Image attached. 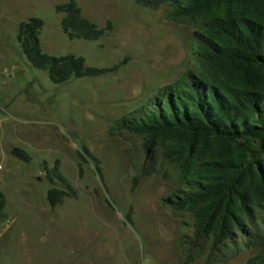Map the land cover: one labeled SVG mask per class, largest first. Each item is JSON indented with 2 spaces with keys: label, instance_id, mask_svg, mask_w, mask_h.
<instances>
[{
  "label": "rangeland",
  "instance_id": "rangeland-1",
  "mask_svg": "<svg viewBox=\"0 0 264 264\" xmlns=\"http://www.w3.org/2000/svg\"><path fill=\"white\" fill-rule=\"evenodd\" d=\"M65 1L0 0V262L246 264L258 250L249 240L264 234L259 203L231 241L215 243L210 233L196 236L199 218L191 209L163 202L178 172L175 156H217L219 144L163 135L146 146V136L112 128L162 87L204 69L191 51L193 25L168 18L167 3L75 0L85 17L107 28L95 40H70L55 9ZM30 17L43 21V52L80 55L104 71L51 81L17 41L19 22ZM16 147L29 158L13 154ZM55 167L75 192L52 206L47 190L66 189L57 178L51 181Z\"/></svg>",
  "mask_w": 264,
  "mask_h": 264
},
{
  "label": "trees",
  "instance_id": "trees-1",
  "mask_svg": "<svg viewBox=\"0 0 264 264\" xmlns=\"http://www.w3.org/2000/svg\"><path fill=\"white\" fill-rule=\"evenodd\" d=\"M134 1L151 7L167 3L168 18L191 23V51L204 69L187 71L162 87L144 105L115 120L112 128L146 136V146L163 135L189 143L216 141L217 156H175L178 172L170 176L173 188L163 202L195 213L199 218L195 224L197 237L210 233L215 243L231 241L255 201L263 211L264 223V0ZM55 9L62 15L61 30L70 40H95L107 28L85 17L75 0L59 3ZM42 26L39 17L20 21L16 37L29 62L45 70L51 81L62 83L71 77L104 71L88 66L80 55L43 52L39 39ZM83 151L97 161L85 148ZM12 153L29 158L19 147ZM78 155L88 160L79 149ZM196 162L206 169H195ZM51 172V181L55 177L66 188L51 186L47 190V199L55 206L75 191L57 167ZM4 206L0 192V220ZM249 241L258 250L246 264H264V234L255 233Z\"/></svg>",
  "mask_w": 264,
  "mask_h": 264
}]
</instances>
